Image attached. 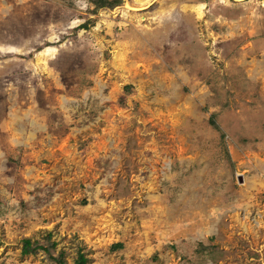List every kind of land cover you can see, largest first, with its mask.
<instances>
[{
    "label": "rangeland",
    "instance_id": "rangeland-1",
    "mask_svg": "<svg viewBox=\"0 0 264 264\" xmlns=\"http://www.w3.org/2000/svg\"><path fill=\"white\" fill-rule=\"evenodd\" d=\"M79 253L264 264V0H0V264Z\"/></svg>",
    "mask_w": 264,
    "mask_h": 264
},
{
    "label": "trees",
    "instance_id": "trees-1",
    "mask_svg": "<svg viewBox=\"0 0 264 264\" xmlns=\"http://www.w3.org/2000/svg\"><path fill=\"white\" fill-rule=\"evenodd\" d=\"M39 249H46L47 247H44L42 245H33L31 239H25L24 240V246H23V253H30V252H35ZM58 262L60 264H63L64 261L62 259H59ZM75 264H87V258L84 253H79L78 257L76 258Z\"/></svg>",
    "mask_w": 264,
    "mask_h": 264
}]
</instances>
